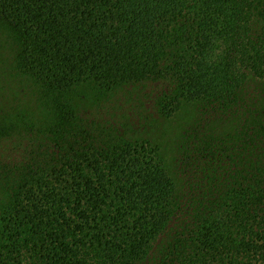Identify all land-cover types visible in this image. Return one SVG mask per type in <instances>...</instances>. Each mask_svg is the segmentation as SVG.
Segmentation results:
<instances>
[{"label": "trees", "instance_id": "trees-1", "mask_svg": "<svg viewBox=\"0 0 264 264\" xmlns=\"http://www.w3.org/2000/svg\"><path fill=\"white\" fill-rule=\"evenodd\" d=\"M5 50L0 264H264V0H0Z\"/></svg>", "mask_w": 264, "mask_h": 264}, {"label": "rangeland", "instance_id": "rangeland-1", "mask_svg": "<svg viewBox=\"0 0 264 264\" xmlns=\"http://www.w3.org/2000/svg\"><path fill=\"white\" fill-rule=\"evenodd\" d=\"M7 48V47H6ZM11 58L7 56V50L0 53V68L2 70H6L9 74V78H5L4 81L9 79V85L14 87V89L19 90V87L22 89L21 92L24 94H28L31 92L27 86V82L18 78L16 75L14 76L12 69H11ZM5 76V74H2ZM2 78H0V85H2ZM19 82V84H18ZM27 86V87H26ZM14 92L8 88L5 93L6 97H10L11 94ZM150 88H137V89H128V91L121 95L125 98H118L120 99L117 101V105L119 106L121 112L124 111L125 115H128L132 111H136L141 114V108H150L151 105H147L146 102H151L150 99ZM8 103H11L9 99L7 100ZM116 105V104H115ZM132 106V109H131ZM16 107V108H15ZM23 107L30 108V97L24 98L21 102L16 105H6V108L11 111H16L17 109H21ZM12 111V112H13ZM194 110L190 109L188 111H183L170 119H157L155 126L149 129V137L150 139L160 147L161 153L163 154L164 158L166 159L167 163L169 164L170 168H174L175 157L177 154L178 144L180 141V135L182 132V128L185 126L186 123L190 122L193 118ZM11 141H4L0 146V157L5 156L12 158L15 154L13 148L10 147ZM13 145V144H12ZM13 147V146H12Z\"/></svg>", "mask_w": 264, "mask_h": 264}]
</instances>
